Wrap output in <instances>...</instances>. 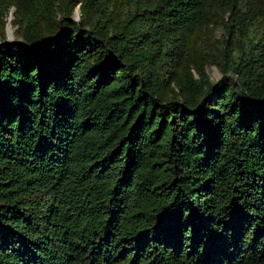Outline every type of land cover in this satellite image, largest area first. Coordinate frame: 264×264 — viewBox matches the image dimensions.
Returning a JSON list of instances; mask_svg holds the SVG:
<instances>
[{
    "label": "trees",
    "instance_id": "obj_1",
    "mask_svg": "<svg viewBox=\"0 0 264 264\" xmlns=\"http://www.w3.org/2000/svg\"><path fill=\"white\" fill-rule=\"evenodd\" d=\"M0 264H264V0H0Z\"/></svg>",
    "mask_w": 264,
    "mask_h": 264
},
{
    "label": "rangeland",
    "instance_id": "obj_2",
    "mask_svg": "<svg viewBox=\"0 0 264 264\" xmlns=\"http://www.w3.org/2000/svg\"><path fill=\"white\" fill-rule=\"evenodd\" d=\"M80 6L77 7L74 16L77 14V18L75 20L79 21L81 19V12H79ZM14 14H15V8H11L8 12L7 16V37L9 40H15L16 39V34H15V27L13 26V21H14ZM11 35V36H10ZM208 72L214 82L219 84L222 80V74L218 71L216 67H209Z\"/></svg>",
    "mask_w": 264,
    "mask_h": 264
},
{
    "label": "water",
    "instance_id": "obj_3",
    "mask_svg": "<svg viewBox=\"0 0 264 264\" xmlns=\"http://www.w3.org/2000/svg\"><path fill=\"white\" fill-rule=\"evenodd\" d=\"M79 12H80V8H79ZM77 16H78V15L76 14V15L74 16V18L76 19V18H77ZM9 41H13V40H9Z\"/></svg>",
    "mask_w": 264,
    "mask_h": 264
}]
</instances>
